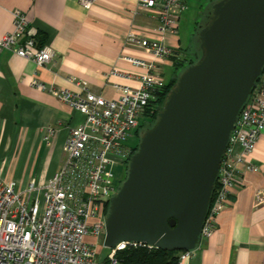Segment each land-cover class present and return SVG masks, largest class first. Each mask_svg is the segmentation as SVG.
Wrapping results in <instances>:
<instances>
[{
    "label": "crops",
    "instance_id": "obj_1",
    "mask_svg": "<svg viewBox=\"0 0 264 264\" xmlns=\"http://www.w3.org/2000/svg\"><path fill=\"white\" fill-rule=\"evenodd\" d=\"M16 8L38 29L39 41L55 51L50 63L39 66L11 50H0V177L26 189L32 182L46 184L57 173L67 158L64 144L71 129L85 120L80 110L33 86V78L49 87L86 92L78 83L83 81L88 90L113 99L121 86L139 87L147 71L130 58L158 62L166 83L174 76L175 59L159 60L126 44L131 32L163 38L160 10L138 0H97L89 10L79 0H0V40L13 30ZM164 40L178 57L188 48L178 33L166 34ZM168 68L173 72L169 79ZM248 159L257 170L231 187L215 230L182 264H264V204L255 202L256 192L264 191V129Z\"/></svg>",
    "mask_w": 264,
    "mask_h": 264
},
{
    "label": "built area",
    "instance_id": "obj_2",
    "mask_svg": "<svg viewBox=\"0 0 264 264\" xmlns=\"http://www.w3.org/2000/svg\"><path fill=\"white\" fill-rule=\"evenodd\" d=\"M97 0H79L91 9ZM145 7L160 10L159 31L162 39L129 33L126 44L136 45L156 59H167L173 49L165 43L166 34H177L188 0H138ZM14 27L0 40V50L8 49L35 61L50 63L55 55L51 44H40L38 29L26 13L13 10ZM24 39V40H23ZM147 68L140 86H121L117 98L108 99L86 92L49 87L35 77L32 85L48 90L62 101L85 114V120L73 127L64 144L66 160L44 185L30 183L18 189L15 181L0 177V264H102L97 259L98 241L106 234V203L115 194L113 167L124 162L132 147L128 137L138 131L154 93L165 85L163 70L154 61L130 58ZM264 129V84H260L242 108L236 128L223 156L218 175L219 187L202 227V238L215 230L218 214L227 206L230 189L257 167L249 159ZM51 131H53L51 129ZM256 205L264 204V191L256 192ZM95 237L96 242L87 240ZM138 242L122 241L111 248L109 264H116L115 253ZM185 250L178 264L191 257Z\"/></svg>",
    "mask_w": 264,
    "mask_h": 264
},
{
    "label": "water",
    "instance_id": "obj_3",
    "mask_svg": "<svg viewBox=\"0 0 264 264\" xmlns=\"http://www.w3.org/2000/svg\"><path fill=\"white\" fill-rule=\"evenodd\" d=\"M185 68L109 199L103 244L194 250L223 156L264 67V0H218ZM24 40V39H23Z\"/></svg>",
    "mask_w": 264,
    "mask_h": 264
},
{
    "label": "trees",
    "instance_id": "obj_4",
    "mask_svg": "<svg viewBox=\"0 0 264 264\" xmlns=\"http://www.w3.org/2000/svg\"><path fill=\"white\" fill-rule=\"evenodd\" d=\"M211 8L210 12L208 13L209 16L206 22L209 20L211 16ZM205 22V23H206ZM39 40V39H38ZM41 45L45 44L39 41ZM199 46H198V56L193 58L189 56V49L186 48L185 53L182 57H178L174 51L170 57L175 59V71L174 76L169 82H165V85L160 87L155 93L153 99H151L150 107L147 111V118H151L153 120L152 126L158 119V113L162 110L164 103L166 102L167 96L172 90V88L176 85L181 73L190 66L191 64L197 62L201 55L202 49L200 47V40L198 38ZM264 76V67L262 71V75L258 79V84L253 89V93L260 85L262 77ZM251 97V96H250ZM145 123H141L140 126H143ZM138 149V148H137ZM219 187V181H216L215 189L212 196V201L216 196L217 189ZM212 206V205H211ZM210 210V209H209ZM109 211V202L106 203V213ZM185 252V250H167L164 248L156 247L153 245L145 244V243H138V246L128 245L124 249L117 250L115 253V259L117 260L116 264H178L181 254ZM110 259L109 257L106 258L102 264H109Z\"/></svg>",
    "mask_w": 264,
    "mask_h": 264
},
{
    "label": "rangeland",
    "instance_id": "obj_5",
    "mask_svg": "<svg viewBox=\"0 0 264 264\" xmlns=\"http://www.w3.org/2000/svg\"><path fill=\"white\" fill-rule=\"evenodd\" d=\"M218 0H189L188 8L184 11L179 24L178 35L182 41L183 46H188L189 56L196 58L198 54V32L200 31V26L204 25L207 18L208 13L210 12V8L212 11L213 4ZM185 53V52H184ZM173 75L172 69H166V78L169 79ZM140 120L143 123H150V118L145 116L140 117ZM139 137L137 131H134V135L128 137V143H131L132 146L139 143ZM113 173L115 176V180H124L128 175V166L125 163H118L113 167ZM87 239L92 242H96V238L87 236ZM98 256L97 259L99 262H104L108 257L111 248L106 247L103 244L102 239L98 241L97 245Z\"/></svg>",
    "mask_w": 264,
    "mask_h": 264
},
{
    "label": "flooded vegetation",
    "instance_id": "obj_6",
    "mask_svg": "<svg viewBox=\"0 0 264 264\" xmlns=\"http://www.w3.org/2000/svg\"><path fill=\"white\" fill-rule=\"evenodd\" d=\"M208 16H209V15H208ZM152 122H153V120L150 118V123H145L143 126H140V127H139V129H138V131H137L138 137H139V139H140V140H139V143H140V141H141V138H142L143 134H144L147 130H149V129L152 127ZM139 143H138L137 145L134 144V145L131 147L127 159H126L124 162H122V163H125V164L128 166V170H129V163H130L131 157H132L133 154L137 151V148H138V146H139ZM125 179H126V178H125ZM125 179H124V180H119V179H116V180H115V190H116L115 194L119 191V189H120V187L122 186V184H123V182L125 181ZM115 194H114V195H115ZM109 205H110V203H109Z\"/></svg>",
    "mask_w": 264,
    "mask_h": 264
}]
</instances>
